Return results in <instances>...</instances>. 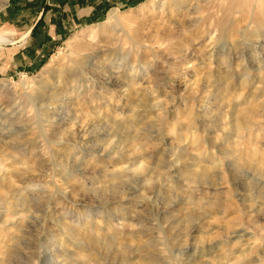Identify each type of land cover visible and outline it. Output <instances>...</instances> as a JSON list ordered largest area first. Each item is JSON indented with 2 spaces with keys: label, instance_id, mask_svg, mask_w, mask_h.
Here are the masks:
<instances>
[{
  "label": "rangeland",
  "instance_id": "rangeland-1",
  "mask_svg": "<svg viewBox=\"0 0 264 264\" xmlns=\"http://www.w3.org/2000/svg\"><path fill=\"white\" fill-rule=\"evenodd\" d=\"M63 1L0 50V264H264V0Z\"/></svg>",
  "mask_w": 264,
  "mask_h": 264
},
{
  "label": "bare ground",
  "instance_id": "bare-ground-1",
  "mask_svg": "<svg viewBox=\"0 0 264 264\" xmlns=\"http://www.w3.org/2000/svg\"><path fill=\"white\" fill-rule=\"evenodd\" d=\"M186 0H150L149 3L143 4L139 8V13H145V12H151L154 11L158 8H168L170 6H177L185 3ZM8 3V0H3V3L0 5V7H3ZM135 17L129 16L128 19L124 18V14H121L118 10H112L108 14V19L105 23L100 24L99 28H85L80 31L79 34L74 35L68 42L67 46L72 49L73 51H84L85 50V45L79 41L78 36L80 34H86V33H93V35H97L99 33L98 29L102 30V33H110L113 30H116L117 27L122 26L123 23L126 22H133ZM96 29V30H94ZM94 30V31H93ZM8 41L5 39V36L0 34V49H4L1 47L4 45H10L14 43V41L10 43H6ZM57 61V58H54L53 62L48 64L38 75V79L41 77L43 78L44 76H47L50 74L52 70V65ZM227 256V255H226Z\"/></svg>",
  "mask_w": 264,
  "mask_h": 264
},
{
  "label": "crops",
  "instance_id": "crops-1",
  "mask_svg": "<svg viewBox=\"0 0 264 264\" xmlns=\"http://www.w3.org/2000/svg\"><path fill=\"white\" fill-rule=\"evenodd\" d=\"M53 2V3H52ZM54 2H56V0H46L38 17L36 18V20L34 21V23L31 25V27L26 31V33L32 29L35 25H36V28L35 30L33 31V33L31 34V36L23 43L19 44V45H16V46H12V47H9V48H12V49H16V48H20L21 46H24L33 36L36 35V32L37 30L43 25L44 22L47 21V19L49 18V23H51V29L52 27L54 26L52 23L54 21L53 17H54V14L53 12L54 11H58L57 8H60L62 12H66V11H70V10H66V7L69 6L70 2L67 1V2H60V5H57V4H54ZM70 7V6H69ZM88 12H90L88 14V16L92 13V9H88L87 10ZM78 12L79 13H83V12H86V9H82V8H78ZM43 13L41 19L39 20L40 18V15ZM64 22V21H63ZM56 27V26H55ZM26 33H24L22 36H24ZM21 36V37H22ZM21 37L18 39V41L21 39ZM6 39V38H5ZM8 41L6 43H10L12 41H10L9 39H7ZM15 42V41H14ZM6 49V48H4ZM0 50H3V49H0Z\"/></svg>",
  "mask_w": 264,
  "mask_h": 264
},
{
  "label": "water",
  "instance_id": "water-1",
  "mask_svg": "<svg viewBox=\"0 0 264 264\" xmlns=\"http://www.w3.org/2000/svg\"><path fill=\"white\" fill-rule=\"evenodd\" d=\"M42 15H43V13L40 15L39 20L41 19ZM35 28H36V25L32 29H30L24 36H22L19 41H15L14 43H12L10 45H4V46L1 45V47L2 48H9V47L16 46V45H19V44L25 42L31 36V34L35 30Z\"/></svg>",
  "mask_w": 264,
  "mask_h": 264
}]
</instances>
